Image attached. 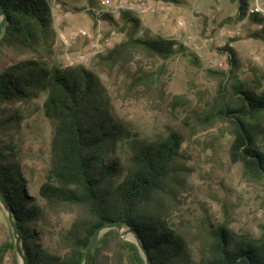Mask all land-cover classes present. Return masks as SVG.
Segmentation results:
<instances>
[{
    "label": "trees",
    "instance_id": "1",
    "mask_svg": "<svg viewBox=\"0 0 264 264\" xmlns=\"http://www.w3.org/2000/svg\"><path fill=\"white\" fill-rule=\"evenodd\" d=\"M237 1L241 20L248 14L249 2ZM0 5L8 17L0 49L14 58L0 72V192L20 231L27 264H83L96 230L112 222H121L137 235L152 264H264V232L255 239L237 235L224 224L205 229L206 240L194 257L185 235L167 220L164 201L179 168L185 141L182 129L168 128L155 139L142 137L110 111L101 80L93 71L48 62L55 40L49 0H0ZM94 9L98 8L93 3L89 13L95 19L125 35L101 56L102 61L115 65L133 49L163 61L184 51L175 39L138 37L141 21L132 12L97 16ZM249 19L260 27L249 37L264 42V19ZM239 38L240 34L231 41ZM220 52L228 55L231 67L229 73L210 72L221 81L205 120L227 125L232 163L241 164L245 175L263 181L264 88L236 77L241 64L234 48L226 45ZM42 97L51 129L49 160L38 192L29 193L15 140L25 116L12 108ZM66 209L74 211L76 218L57 236L58 248L53 250L48 242L49 214ZM10 251L16 254L13 240L0 247V264ZM90 264L146 263L138 246L120 238L114 229L101 236Z\"/></svg>",
    "mask_w": 264,
    "mask_h": 264
},
{
    "label": "rangeland",
    "instance_id": "2",
    "mask_svg": "<svg viewBox=\"0 0 264 264\" xmlns=\"http://www.w3.org/2000/svg\"><path fill=\"white\" fill-rule=\"evenodd\" d=\"M55 40L47 61L82 65L101 80L110 111L142 137L155 139L168 128L182 129L185 138L179 168L164 199L167 220L182 232L191 253L198 257L206 240L205 229L224 224L237 235L259 238L264 232V180L245 175L242 165L232 163V138L221 122L205 120L217 95L221 78L210 72L229 73L228 55L220 48L230 45L241 68L237 78L259 90L264 88V42L249 36L260 29L247 16L239 19L237 0H49ZM249 7L255 0H248ZM119 16L125 7L141 21L138 37L179 40L193 37L195 48L163 61L141 49L124 54L115 65L102 61L125 35L121 29L95 19L91 5ZM264 5V0H263ZM179 21L186 23L179 28ZM87 31L92 38L79 34ZM240 34L236 42L231 40ZM213 37L214 41L208 40ZM180 43V42H179ZM97 55H92L94 51ZM0 49V72L13 60ZM141 79L139 80V78ZM236 82L231 80L229 83ZM42 97L18 104L25 120L15 140L30 192L37 193L49 160L50 125L44 117ZM41 203V201H40ZM42 204V203H41ZM76 218L72 210L49 214L48 242L56 250L57 236ZM14 240L8 216L0 205V247ZM130 240V239H126ZM131 241V240H130ZM114 243L110 247L114 248ZM16 252V250H15ZM3 264H21L11 251Z\"/></svg>",
    "mask_w": 264,
    "mask_h": 264
},
{
    "label": "water",
    "instance_id": "3",
    "mask_svg": "<svg viewBox=\"0 0 264 264\" xmlns=\"http://www.w3.org/2000/svg\"><path fill=\"white\" fill-rule=\"evenodd\" d=\"M7 23H8L7 14L0 5V37L3 33V30L5 29V27L7 25ZM0 205L2 206V208L7 213L9 224L13 230V236H14V240H15V250H16L17 255L20 259V263L21 264H27V260H26L24 253H23V249H22V239H21L20 231H19V229H18V227H17V225L13 219L11 209L8 206V203H7L6 199L4 198V196L2 195L1 192H0ZM114 229L117 230L118 236L120 238L130 239L131 241H133L138 246L142 256L145 259L146 264H152L151 260L148 257V254H147L145 248L143 247V245L140 241V239L137 237V235L132 230H128V229L124 228V226L121 222H112L109 224H104L96 230V232L94 233V235L91 239L90 244L88 245V247L86 249L83 264H90V261H91L92 255H93V251H94L95 247L97 246L101 236L105 232L110 231V230H114Z\"/></svg>",
    "mask_w": 264,
    "mask_h": 264
},
{
    "label": "built area",
    "instance_id": "4",
    "mask_svg": "<svg viewBox=\"0 0 264 264\" xmlns=\"http://www.w3.org/2000/svg\"><path fill=\"white\" fill-rule=\"evenodd\" d=\"M123 9L124 10H122V11H129V12L134 11V7H125ZM94 11H95V13H96L97 16H100L101 14L107 12V11H104L103 9H99V8L98 9H94ZM107 13H109V12H107ZM109 14H112V13H109ZM248 16H258V17L264 19V5H263V0H255L254 5H252L251 7H249ZM178 25H179V28L180 29H185L186 28V23L183 22V21H179ZM79 34L82 35V36L88 37L89 39L92 38V36L87 31H85V30H81L79 32ZM235 35H237V34H235ZM208 41L210 43H212L214 41V38L211 37ZM179 42L185 48H187V49H193V48H195L194 42H193V37L192 36H188L185 39L179 40ZM98 53L99 52L96 50V51H94V53L92 55L94 56V55H97Z\"/></svg>",
    "mask_w": 264,
    "mask_h": 264
}]
</instances>
